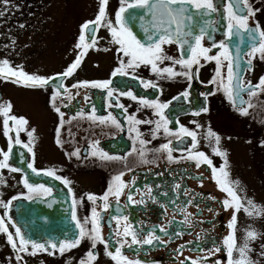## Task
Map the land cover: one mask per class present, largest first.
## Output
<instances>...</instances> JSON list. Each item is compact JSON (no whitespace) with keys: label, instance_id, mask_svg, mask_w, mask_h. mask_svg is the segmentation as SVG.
Wrapping results in <instances>:
<instances>
[{"label":"flooded vegetation","instance_id":"1","mask_svg":"<svg viewBox=\"0 0 264 264\" xmlns=\"http://www.w3.org/2000/svg\"><path fill=\"white\" fill-rule=\"evenodd\" d=\"M92 1L94 14L88 19H82L77 29L75 25L72 36L66 41L67 51L61 57H54L55 66L50 71H46L47 73L37 74L35 71L37 60H32L30 67H22L26 73L52 77L67 70L81 51L76 48L81 25L86 21L95 20L98 14L99 0ZM65 3L66 0L62 2L63 8ZM253 4L255 8L261 9L254 19L258 20L261 28L264 29V0H253ZM108 7V16L114 22L120 0H109ZM111 7L112 12H109ZM39 9L40 3L32 4L35 14ZM217 19L219 20V17ZM252 23L254 21L250 20V24ZM225 24L226 21H220L219 30L215 33L217 41L225 39ZM33 25H37V21H34ZM133 30L141 39L144 38L138 25L134 26ZM102 35L105 38H101ZM205 44L207 46V40ZM97 48L99 50H89L75 73L63 81L68 91L62 92V98L57 100V106L60 107L63 117L49 102L53 92L52 87L32 89L0 79V84L7 86L5 91L0 90V102L4 104L11 102V114L29 121L25 126L26 131L20 132V140L22 144L32 147V152L22 145H15L12 148L9 165L22 169V172L0 170L4 180V183L0 184V200L5 203L11 201L8 209L0 205V216L5 217V223L13 233L12 224L15 223L34 240L51 239L59 242L75 239L77 236L78 228L76 222L72 220L73 211L83 224L84 218L91 216V208L97 207L102 217V234L109 242L111 250L114 251L118 247L115 242L118 238L113 235L117 229L114 217L117 216H127L128 223L133 228L139 229L140 238H144L149 230L156 228L155 234L165 241L163 244L154 242L153 245L143 247L133 245L134 250L126 248L125 253L130 259H139L142 264H181L185 257L192 259L207 257L208 259L202 260L201 264H216L217 260L226 261L223 251L212 255L210 249L222 248L223 238L231 231L228 224L232 210L225 211L221 203L228 198L227 194L222 192L215 182L211 167L202 162L197 166L194 161L186 157L195 152H204L219 170L224 167V157L217 156L213 151L214 148L219 147L221 151L227 153V171L230 173L231 181L239 182V194L253 200L259 208L264 209V93L252 98L246 93L242 94L244 100L251 99L254 105L249 109V115L244 116L228 100L223 88L218 83H212L213 79L218 80L217 65L214 62L202 61V67L193 69L194 72L198 71L199 75L192 80L184 76L161 79L153 74L150 68L144 66L131 72L129 76H113L112 73L119 67L120 56L117 47L110 42V33L106 28L101 27L98 31ZM165 51L174 58H180V52L175 44L166 45ZM218 52L219 49L213 50V54ZM35 53L31 51V54ZM169 66L174 67L178 72L184 71L179 65H172L170 61L160 65V67ZM221 73L226 75V68L221 69ZM133 76L152 81L158 84V88H144ZM262 76H264V61L256 59L253 61V69L244 75V80L256 84ZM110 79L112 80L110 87L115 89L112 98L107 96V90L104 89L73 87L81 82H103ZM128 91L135 94L137 100L120 95L121 92ZM185 91L189 93L187 98L181 95ZM210 92L215 94L207 95ZM70 95L71 99H69ZM86 96L89 99L85 100ZM177 96L180 97L179 100L174 99ZM140 99L161 103L171 101L164 114L170 121L168 128L174 133L173 135H166L161 129L158 133L159 138L153 139L155 123L137 126L142 133L141 138L150 141L145 146L146 159L154 163H142L140 156L133 152V148L139 149L141 145L136 139V132L130 131L132 125L128 121V116L154 122L159 120L152 108H145L139 103ZM110 100L113 103L112 107H109ZM116 104H123L127 111L116 107ZM93 107L95 116H115L121 127L93 121L91 119ZM205 108H207L206 112ZM196 112H200V115H195ZM2 121L3 117L0 123V149L7 151L9 141L4 134ZM182 126L196 133L195 141L180 133ZM10 127L15 128V125L10 122ZM32 129L35 130L34 141L28 136V131ZM209 131L220 137L218 146L214 138L208 136ZM177 133L179 135H176ZM11 134L15 135L14 132ZM58 140L60 143H57ZM169 141L176 149L172 153L174 161L168 160L167 153L154 151ZM95 142H98V149L117 159L103 160L93 156ZM193 144H196L195 148L192 147ZM77 149L80 153L79 158L70 155ZM29 163H32L41 174L33 173L27 167ZM47 170H55L57 176L70 183L66 185L62 180L43 175ZM121 173H124L123 180L128 182V186L120 196L118 205L116 198L110 196V207L105 212L102 211V203L99 200L96 205L87 200L88 194L103 196L111 185L113 177ZM25 174L30 184H43L51 188L52 195L25 199L37 195L29 193L28 188L25 187L23 183ZM133 180L135 184L131 183ZM130 193L131 202L128 200ZM74 199L78 201L75 208ZM44 201L46 202L43 203ZM171 201H175V204ZM188 201H191L187 206V213L191 214L188 217L191 226L183 223L185 214L180 211ZM120 227H123V221ZM160 228H165L170 234L174 232L184 234L170 238L160 232ZM252 229L260 235L256 240L251 241L250 246L253 251L250 255L257 264H264V255H262L264 216H249L241 211L238 215L237 242L242 244L246 231ZM182 244L186 247L182 250L183 255H179L177 248ZM89 249L90 241L84 240L78 248L66 252L64 256L58 253L54 256L46 253H38L36 256L23 253L21 255L26 264H69V262L78 264ZM96 251L99 253V259L94 264H114L105 255L103 244H98ZM15 256L16 253L6 243L5 235L0 234V264H18Z\"/></svg>","mask_w":264,"mask_h":264},{"label":"snow or ice","instance_id":"2","mask_svg":"<svg viewBox=\"0 0 264 264\" xmlns=\"http://www.w3.org/2000/svg\"><path fill=\"white\" fill-rule=\"evenodd\" d=\"M11 0H0V5L7 8ZM100 7L95 20L86 21L81 25V34L78 38L76 45L78 52L74 61L70 64L66 71L58 73L52 77H42L39 75L26 73L21 66L13 67L10 62L5 59L0 61V79L7 82L20 84L21 86L32 89H46L53 88V92L49 97V102L54 110L63 117L60 107L57 106V100L62 98V92L68 91L63 81L65 78L72 76L75 71L82 64L83 58L89 50H99L98 31L101 27L106 28L110 33V42L117 47L118 55L120 56V64L114 72L113 76H129L131 72L139 69L141 66L150 68L151 72L161 79L174 78L175 76H184L189 80L198 77V71H193L194 68L202 67V61L217 65L216 77L212 83L217 84L223 88L228 100L237 107L241 115H249V109L254 105L251 99L244 100L242 94L246 93L250 98L256 97L260 93H264V76H262L258 83L252 84L251 81H245L244 75L247 71L253 69V61L259 59L264 61V29L261 28L259 21L254 18L257 13L261 11L255 8L253 0H120V7L115 13V21L109 18L107 8L109 0H99ZM132 10V11H130ZM4 12L0 11V15ZM219 17V20L217 19ZM226 21L224 28L226 29L224 35L225 39L217 41L215 33L219 30L220 21ZM250 20L254 23L250 24ZM139 26L143 32L144 38L141 39L138 34L133 30L134 26ZM208 44L206 46L205 41ZM175 44L180 52V58H174L165 51V46ZM214 49H219L218 54H213ZM105 51L109 49H104ZM126 58V59H125ZM165 61H170L172 65H179L184 69L178 72L174 67H160ZM226 68V75H222L221 69ZM134 79L139 80V83L144 88L157 89L158 84L152 81H145L139 77L133 76ZM55 82V83H54ZM112 80L103 82H81L73 87H91L96 89L107 90L106 94L109 98L113 97L115 89L110 85ZM79 93H77L78 95ZM215 93H208L207 95H214ZM121 96H127L132 100H137V96L131 91L121 92ZM185 98L188 97L187 91L181 93ZM71 95L69 99H71ZM89 97H85V100ZM174 99L179 100L177 96ZM239 101V104H237ZM145 108H152L155 114L159 117L158 121L140 120L133 116H128V121L132 125L130 131L136 132V139L141 147L139 149L133 148L144 164L154 163L146 159L145 146L150 143L149 140L142 139V133L138 129L141 124L155 123L153 132V139L159 138L158 133L163 129L166 135H173L174 133L168 128L170 121L164 114V110L169 107L171 101L161 103L150 101L147 99H140ZM246 105V106H245ZM113 103L110 100L109 107ZM116 107L125 109L123 104H116ZM12 104L8 102L4 104L0 102V116L3 117V130L5 136L8 138L9 147L7 151L0 149V170L9 169L11 172H22L20 168L10 167L9 159L12 154V148L15 145H22L26 147L29 152H32V147L28 144H22L20 140V132L26 131V125L29 121L24 117H17L11 114ZM207 111V108L204 109ZM93 115L91 119L98 121L100 124H111L117 128L121 127L120 122L115 116L109 115L108 117L95 116V108L92 109ZM195 115H200L196 112ZM10 122L15 125V128L10 127ZM15 133L13 136L11 133ZM35 130L28 131V136L32 141L35 140ZM180 133L190 137L193 141L196 140V133L188 130L186 127L180 128ZM176 135H179L178 133ZM208 136L214 138L216 145H219L220 137L215 133L209 131ZM57 143H60L58 140ZM98 142L93 144V156H98L103 160H114L113 157L105 153L103 150L98 149ZM193 148L196 144H193ZM172 142L169 141L161 145L154 151L167 153L169 161H174L172 155L173 151ZM217 156L224 157V167L217 170L213 165V161L204 152H195L186 157V159L194 161L197 166L201 162L208 165L212 169V174L215 177V182L220 186V190L227 194L226 199L222 200V207L225 211L231 209L232 217L228 228L231 229L230 233L223 238V247H215L210 249L212 255L224 252L226 261L217 260L216 264H257L251 257L250 253L253 249L250 246L251 241L256 240L260 234L254 229L247 230L244 242L242 244L237 242V225L238 215L241 211L249 216H264V209L259 208L253 200L242 197L239 192V182H233L230 179V173L227 171V153L223 152L216 147L213 149ZM23 157V153L20 154ZM70 155L79 158V150ZM33 173L40 175L41 173L33 166L32 163L27 165ZM43 175L54 177L57 180H62L64 184L70 182L57 176L55 170H47ZM124 173L113 177L111 185L108 187L103 196L96 197L95 195L88 194L87 200L91 201L93 205L97 204L99 200L102 203V211H107L110 207L109 197H115L117 205L119 198L123 195L124 190L128 186V182L123 180ZM4 180L0 175V184ZM23 183L28 188L29 193L37 195L25 197V199H36L37 196H51L52 189L45 187L43 184L33 185L30 184L25 174ZM135 184V181H131ZM202 186V185H201ZM179 187V185H177ZM151 189H149V192ZM186 195V193H185ZM13 199H20V197H13ZM129 202L132 201L131 193L128 195ZM82 202V201H81ZM78 203L73 200V207ZM143 203V201H141ZM175 204V201H171ZM191 201L186 202L185 207L180 211L185 214L183 223L190 225L188 217L191 215L187 213V206ZM199 201L197 202L198 207ZM0 205L5 209L10 208L11 201L5 203L0 200ZM51 207V204H49ZM163 207V205H162ZM119 210V209H118ZM10 219V218H9ZM101 212L97 211V207L91 208V216L85 217L83 224L77 218L75 211L72 213V220L76 222L78 233L75 239H65L55 242L51 239L44 241H37L32 239L26 232L22 231L21 227L15 223L12 224L14 233L9 230L8 225L5 223V217L0 216V234L6 237V243L16 253L15 259L18 264H26L23 254L29 256H36L38 253H46L47 255L54 256L57 253L64 256L66 252L76 249L84 240L90 241V249L86 252L85 257L78 261V264H94L99 259V253L96 251L98 244H103L105 247V255L114 262V264H142L139 259H130L125 249H133V245L143 247L144 245L163 244L165 241L159 235H156V228H153L145 234L144 238H140L138 228H133L128 223L127 216L114 217L117 229L113 233L118 239L115 241L118 247L113 251L109 247V242L106 241L102 234ZM123 227L121 228V222ZM91 225V227H85ZM160 232L165 236H182L183 232L168 233L165 228H160ZM130 238V239H129ZM192 243V242H188ZM186 245L182 244L177 248V253L183 255V249ZM134 250V249H133ZM264 255V253H262ZM11 259V258H9ZM208 259L201 257L192 259L185 257L181 264H201L202 260ZM70 264V262H69Z\"/></svg>","mask_w":264,"mask_h":264},{"label":"rangeland","instance_id":"3","mask_svg":"<svg viewBox=\"0 0 264 264\" xmlns=\"http://www.w3.org/2000/svg\"><path fill=\"white\" fill-rule=\"evenodd\" d=\"M63 1L49 0L47 4V0H11L7 8L0 5V11L4 12L0 15V61L7 59L13 67H30L31 61L37 60V74L50 71L55 66L54 57L67 51L66 41L75 25L77 29L82 19L94 14L92 0H66L65 8ZM36 2L40 3L37 14L32 10ZM34 21L37 25H33ZM6 88L0 84V90ZM1 119L2 116L0 123Z\"/></svg>","mask_w":264,"mask_h":264},{"label":"water","instance_id":"4","mask_svg":"<svg viewBox=\"0 0 264 264\" xmlns=\"http://www.w3.org/2000/svg\"><path fill=\"white\" fill-rule=\"evenodd\" d=\"M46 201H44L43 203H45Z\"/></svg>","mask_w":264,"mask_h":264}]
</instances>
